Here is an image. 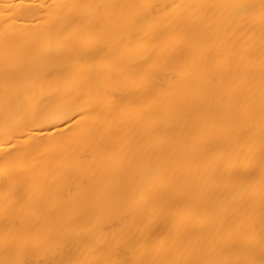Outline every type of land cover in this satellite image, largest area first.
<instances>
[{"label": "bare ground", "instance_id": "6f19581e", "mask_svg": "<svg viewBox=\"0 0 264 264\" xmlns=\"http://www.w3.org/2000/svg\"><path fill=\"white\" fill-rule=\"evenodd\" d=\"M0 264H264V0H0Z\"/></svg>", "mask_w": 264, "mask_h": 264}]
</instances>
